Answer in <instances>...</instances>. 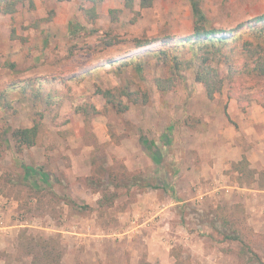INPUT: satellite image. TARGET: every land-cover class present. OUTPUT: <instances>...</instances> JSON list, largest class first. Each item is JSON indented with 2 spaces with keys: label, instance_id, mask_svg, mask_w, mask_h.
I'll return each mask as SVG.
<instances>
[{
  "label": "rangeland",
  "instance_id": "rangeland-1",
  "mask_svg": "<svg viewBox=\"0 0 264 264\" xmlns=\"http://www.w3.org/2000/svg\"><path fill=\"white\" fill-rule=\"evenodd\" d=\"M32 1L0 12V90L45 78L41 97L13 92V109L0 106V199L15 224H30L15 228L0 264H264V204L249 190L264 187V172L256 175L246 154L235 153L220 173L203 175L199 155L200 135L221 124L211 104L226 113L228 98L243 111L264 105V75L227 79L212 101L195 80L199 56L175 74L145 54L193 34L191 0H156L149 8L108 0L94 21L82 10L91 7L86 0ZM198 1L208 28L264 13V0ZM110 30L126 41L160 40L104 48L100 38ZM137 52L139 64L112 66ZM214 64L226 72L225 62ZM168 76L173 86L162 91L156 79ZM107 90L129 108L107 103ZM48 93L56 97L51 103ZM35 122L36 145L16 150L12 131Z\"/></svg>",
  "mask_w": 264,
  "mask_h": 264
},
{
  "label": "trees",
  "instance_id": "trees-1",
  "mask_svg": "<svg viewBox=\"0 0 264 264\" xmlns=\"http://www.w3.org/2000/svg\"><path fill=\"white\" fill-rule=\"evenodd\" d=\"M31 3L33 2L30 0ZM91 7H82L86 17L94 21L98 12L97 5L108 0H86ZM127 8H133L138 5L140 8H149L153 6L156 0H120ZM22 0H0V12L13 13L18 8V3ZM23 4V3H22ZM192 10L195 17L193 34L183 36L182 40L168 41L165 40L164 45L145 54H151L166 63L169 69L175 74H179L180 70H186L194 65L195 57L201 59L196 70L195 80L201 83L205 89L208 99L213 100L217 94H220L224 87L225 80L232 81L240 73H250L264 75V13L256 16L253 20L242 21L232 28H208L205 24V13L203 12L198 0H191ZM3 6V7H2ZM115 9H110L114 13ZM255 22L256 24L254 25ZM259 23V24H258ZM177 36V34H176ZM172 38L171 36H166ZM175 38V37H173ZM160 39L133 37L130 41H126L115 33L108 31L100 38L104 48H112L116 44L124 42L131 43L132 49L148 48L151 44ZM238 52V57H234L232 52ZM142 54L132 53L126 59L113 61L112 66H122L123 64L135 63L139 64L142 60ZM223 61L227 65L226 72L223 73L214 64L216 61ZM138 68L139 65H138ZM45 78L36 77L25 79L22 83H14L0 90V106L3 109H13L12 96L13 92L25 94L31 91L32 95L41 97L42 85ZM156 84L162 91H167L173 86V77L157 78ZM102 92V91H101ZM107 103L117 106V110L126 111L129 106L117 99L112 91L102 92ZM40 95V96H39ZM46 101L51 103L56 99L52 93H48ZM147 96L144 102H147ZM136 102V100H134ZM86 111V109H84ZM40 134V124L35 122L32 126L19 127L12 131L11 136L15 142L16 150L21 151L23 148H30L36 145ZM244 162H247L244 157ZM246 164V166H247ZM252 170V169H250ZM254 175V171H250ZM105 196L99 201V205L105 204ZM113 202V198L110 199ZM232 239H238L232 237ZM42 247L47 249V245L43 243ZM49 254L46 258L49 257ZM61 256V255H60ZM59 256V259H60ZM60 264V260L55 262Z\"/></svg>",
  "mask_w": 264,
  "mask_h": 264
},
{
  "label": "crops",
  "instance_id": "crops-1",
  "mask_svg": "<svg viewBox=\"0 0 264 264\" xmlns=\"http://www.w3.org/2000/svg\"><path fill=\"white\" fill-rule=\"evenodd\" d=\"M225 104L228 105L227 113L224 112V106L222 109L217 102L211 104L215 114L219 115L221 124L216 125L217 121H212V126L218 128L216 132L201 134L202 138L200 135L202 146L199 149V155L202 158V174L213 176L220 173L222 171L220 168L230 165L231 154L244 153L251 161L250 166L258 169L256 175H259V171L264 172V105H253L247 107V111H243L235 98H228ZM229 116L238 124L239 129L234 122L230 121ZM241 136H244V140ZM208 139H211V142H207ZM249 190L258 193L261 198L260 203L264 204V187L252 186ZM11 214L12 209L9 207L6 211V228L0 229V250L5 247L6 250H11L14 247V237L11 236L19 225L11 220Z\"/></svg>",
  "mask_w": 264,
  "mask_h": 264
},
{
  "label": "built area",
  "instance_id": "built-area-1",
  "mask_svg": "<svg viewBox=\"0 0 264 264\" xmlns=\"http://www.w3.org/2000/svg\"><path fill=\"white\" fill-rule=\"evenodd\" d=\"M7 207H8L7 201H3L2 199H0V229L6 228L5 217H6ZM16 224L19 225L20 227L30 225L26 220L23 219H18V222Z\"/></svg>",
  "mask_w": 264,
  "mask_h": 264
}]
</instances>
